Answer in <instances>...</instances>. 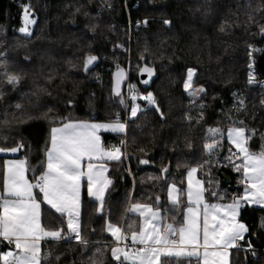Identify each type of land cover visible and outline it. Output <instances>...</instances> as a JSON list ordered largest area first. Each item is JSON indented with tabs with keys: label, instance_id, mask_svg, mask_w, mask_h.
Segmentation results:
<instances>
[{
	"label": "trees",
	"instance_id": "1",
	"mask_svg": "<svg viewBox=\"0 0 264 264\" xmlns=\"http://www.w3.org/2000/svg\"><path fill=\"white\" fill-rule=\"evenodd\" d=\"M24 5L35 20L28 35L19 32ZM262 28L264 0H0V60L7 61L9 73L21 77L15 87L8 85L0 68V147L23 145L20 157L26 160L33 184L43 169L35 173L32 169L45 160L51 127L62 120L111 121L116 115L123 120L125 108L112 93L117 66L126 69L129 63V83L139 94L151 92L156 101L150 105L138 99L140 109L127 119L124 134L103 135L104 144L116 137L118 145L124 139L125 155L109 163L112 183L101 211L83 188L80 233L86 244L67 232L62 215L42 205L43 225L62 230L61 239L45 244L42 264H115L106 223L128 234L130 224L138 231L140 218L128 211L129 206H157V196L165 223L182 224L190 167L202 166L198 173L204 187L218 188L223 195L220 199L206 193L209 203L241 196V174L224 160L230 147L226 130L232 126L256 130L249 142L252 151L258 152L264 143ZM89 55L97 60L86 71ZM144 66L155 72L146 88L139 81ZM188 68L197 69L193 88L205 90L194 101L184 90ZM239 121L243 123L234 124ZM210 128L224 133L223 147L211 156L203 149ZM3 162L0 155V191ZM209 165L215 181L210 186ZM172 183L183 193L175 207L167 200ZM239 219L250 231L241 247L231 251L229 264H264V209L246 204ZM6 248L0 242V252ZM161 259L163 264H194L184 257Z\"/></svg>",
	"mask_w": 264,
	"mask_h": 264
},
{
	"label": "snow or ice",
	"instance_id": "2",
	"mask_svg": "<svg viewBox=\"0 0 264 264\" xmlns=\"http://www.w3.org/2000/svg\"><path fill=\"white\" fill-rule=\"evenodd\" d=\"M31 15L25 6V23L30 24L35 21L29 19ZM139 23V22H138ZM147 23V21H145ZM165 24L170 22L165 20ZM95 26H92V30ZM223 31L224 29L221 28ZM20 32L27 33V26L22 27ZM264 33V28L261 29ZM252 56V52H249ZM141 59H144L141 57ZM97 60L96 56L89 55L84 60L85 70H89V65ZM252 65H249L251 69ZM0 68L7 78V84L15 87L21 77L15 73H9L6 60H0ZM141 73H147L149 77L153 74V69L144 67ZM197 69L188 68L184 80V90L192 100L205 94L203 87L193 88L194 76ZM114 75L113 92L121 95L118 91L120 81L125 79L123 69L117 66ZM253 82V74L249 73V83ZM147 84L148 81L144 80ZM130 92L133 93L131 100L133 106L131 115L137 114L138 105L135 101V86L129 85ZM150 105L156 104L154 96L149 92L146 96L140 97ZM71 103V101H69ZM121 103H124L121 99ZM244 101H239V107L243 108ZM20 105H17L19 108ZM203 105H201V117L203 116ZM157 111H160L157 106ZM191 121V117H189ZM242 124V121L234 124ZM100 128L106 131L123 132L125 124L119 119L110 124H88L84 122L61 121V126L51 127L49 141L45 145V160L32 171H40V175L35 177L33 184L25 176L26 161L9 162L3 177V192L0 193V240L6 241L8 245H15V250L0 252V264H41L40 240L42 237L60 239L62 230L48 231L41 224L40 207L38 195L42 194L43 202L50 205L56 213L66 214L68 217L67 226L70 232L75 233L77 241L87 243L80 233V188L81 178L87 177L88 195L95 197L101 205L98 211L102 210L104 203V187L111 181L98 179L99 175L106 171L103 167H96L93 161L122 159V152L119 147L114 150H106L100 137L96 135ZM256 130H247L246 127L232 126L227 129V142L229 143V155L224 157L226 166H230L237 173L241 174V183L244 184L242 196L234 197L232 202L225 205L223 203H209L206 193L213 198L223 199V195L217 188L212 191L211 187L205 188V181L197 179L195 174L198 167L187 169V201L188 207L183 209V222L179 227L173 223H165V217L161 215L158 206L160 197H156L157 206L151 203H133L128 210L137 213L140 217L139 231H131V248L127 241L128 233L115 224L107 223L106 231L114 239L115 246L111 248V257L115 264H163L162 257L198 255V249H204V264H229L228 249L239 247V241L245 239V234L249 233L248 226L238 219L244 205L264 206V143L258 152L252 151L250 141L255 137ZM264 141V135L261 136ZM224 133L220 128H210L205 137L203 149L209 156L216 154L218 149L223 147ZM124 141H121L123 144ZM7 149L10 152H17L19 147ZM191 147V144H189ZM235 149V151H233ZM6 149L0 148V152ZM87 159V172L84 171L82 162ZM141 164H147V160H141ZM207 164L208 162L205 161ZM219 163V159H218ZM162 171H167L163 169ZM95 181V188H94ZM209 165L208 180L209 186L214 183ZM103 185V186H102ZM39 189V194L34 195L33 189ZM183 193L177 188L175 183L167 186L168 201L173 207L181 203ZM201 208L203 224L201 229L200 216ZM223 210V214H221ZM174 220L178 219L173 217ZM264 227V223L261 225ZM178 237V238H177ZM202 240V245H201ZM136 245L141 247L136 248ZM191 251H188V247ZM248 250H252L251 242L247 243ZM134 249V250H133ZM59 259V258H58ZM95 264V262H94ZM100 264H104L100 261Z\"/></svg>",
	"mask_w": 264,
	"mask_h": 264
},
{
	"label": "crops",
	"instance_id": "3",
	"mask_svg": "<svg viewBox=\"0 0 264 264\" xmlns=\"http://www.w3.org/2000/svg\"><path fill=\"white\" fill-rule=\"evenodd\" d=\"M117 119H113V120H111V121H103V120H69V121H66V122H64V123H68V122H84V123H88V124H110V122L112 123V122H114V121H116ZM124 122V121H123ZM125 124V123H124ZM59 126H61V124L60 125H57V126H53V127H59ZM124 132H125V130H124ZM124 132H119V133H117V132H112V131H110V130H105L104 128H100L98 131H97V133H96V135H98L99 137H100V142H101V144H102V146L106 149V150H114L116 147H119L118 145H116V146H109L108 144H104V142H103V135L104 134H113V135H120V134H124ZM50 134V133H49ZM226 139H227V130H226ZM18 147V146H17ZM121 147V146H120ZM0 148H2V147H0ZM12 148H15V147H12ZM22 148L23 147H19V150L17 151V152H10V151H7V149H11V148H4V149H6V151L5 152H0V155L1 156H3L4 157V162H3V166H4V172H5V170H6V165H8L9 164V162H14V161H26L24 158H21L20 157V152L22 151ZM122 148V147H121ZM122 150H123V148H122ZM235 150V149H234ZM112 161H115V160H112ZM112 161H109V160H103V161H100V160H96V161H93V164L96 166V167H103V168H105L106 169V171H103L100 175H99V177H98V179L102 182V181H104L105 179L106 180H108V181H111V183H112V180H111V178L108 176V171H109V163L110 162H112ZM82 164H83V168H84V171L85 172H87V164H88V161H87V159H85L83 162H82ZM25 167H26V169H27V163L25 164ZM25 176H26V178L29 180V182H31V180L28 178V175H27V170H26V172H25ZM3 177H4V175H3ZM195 177L197 178V179H201V177H200V175H199V173L197 172L196 174H195ZM202 180V179H201ZM32 183V182H31ZM80 183H81V188H80V205H79V211H80V214H81V198H82V191H83V188H85V192H86V195H87V197L90 199V200H93V201H95L96 203H97V207H98V209H100L101 208V205H100V202L95 198V197H90L89 195H88V186H87V177L86 176H83L82 178H81V181H80ZM111 183H109V184H107V186L106 187H104V194H103V198H104V202H105V199H106V197H107V195H108V191H109V188H110V185H111ZM103 186V185H102ZM94 188H95V181H94ZM178 188V187H177ZM3 192V188H2V190L0 191V193H2ZM33 192H34V195H37V194H39V189L37 188V189H33ZM243 192H244V190H243ZM243 192H242V194H243ZM242 194H241V196H242ZM183 199H184V201H185V203L187 204V206L186 207H188V201H187V175H186V183H185V190H184V196H183ZM167 200H168V196H167ZM38 202H40V204H41V207H40V217H41V211H42V205L44 204V205H47L48 207H50L51 208V206L50 205H48V204H46V203H44L43 202V196H42V194H39L38 195ZM169 202V201H168ZM170 203V202H169ZM215 203H221V202H215ZM229 203H231V202H225V203H223V204H225V205H227V204H229ZM171 204V203H170ZM131 206V205H130ZM130 206H129V209H130ZM251 206H257V207H261V208H263L264 209V206H261V205H251ZM103 207H104V203H103ZM103 207H102V209H103ZM52 209V208H51ZM52 210H54V209H52ZM55 211V210H54ZM101 211V210H100ZM202 208H201V216H200V223H201V229H202V224H203V215H202ZM58 214H60V213H58ZM134 214H136V215H138L137 213H134ZM221 214H223V210H221ZM61 215V214H60ZM63 216V219H64V222H65V225H66V227H67V232L68 233H70V234H72V235H75V233H72V232H70V230L68 229V226H67V220H68V217H67V215L66 214H64V215H62ZM139 216V215H138ZM42 218V217H41ZM140 218V217H139ZM238 219H239V217H238ZM79 220H80V216H79ZM240 220V219H239ZM242 222V221H241ZM41 224H42V226L46 229V230H48V231H55V230H61V229H51V228H48V227H46L45 225H43V223H42V220H41ZM180 225H176V227H179ZM106 227H107V223H106V225H105V232L109 235V237L111 238V243H114V239H113V237L111 236V234L109 233V232H107L106 231ZM119 227V226H118ZM122 229V228H121ZM139 231V230H138ZM128 236H129V239H128V241H127V243H128V245H129V247L131 248V239H130V237H131V233L130 234H128ZM178 238V237H177ZM61 239V238H60ZM55 240H59V239H54V238H51V237H42L41 238V240H40V254H41V264H42V259H43V252H44V246H45V244L47 243V242H49V241H55ZM0 242H2V243H4L5 245H8V243L6 242V241H2V240H0ZM202 240H201V245H202ZM238 245H240L239 247H236V248H229L228 249V261H230V254H231V251L232 250H234V249H237V248H240L241 247V241H239L238 242ZM136 248H139V247H141V245H136L135 246ZM7 250H14V251H16L15 250V245L14 244H12V245H8V248H6V250L5 251H7ZM134 250V249H133ZM188 251H191V247L189 246L188 247V249H187ZM198 255H191V256H189V255H185V256H181V257H184V258H187V259H189V260H192L193 262L194 261H197V264H204V255H203V253H204V249H203V247L201 246L199 249H198ZM171 257H177V256H171ZM126 264H130V262H126Z\"/></svg>",
	"mask_w": 264,
	"mask_h": 264
},
{
	"label": "rangeland",
	"instance_id": "4",
	"mask_svg": "<svg viewBox=\"0 0 264 264\" xmlns=\"http://www.w3.org/2000/svg\"><path fill=\"white\" fill-rule=\"evenodd\" d=\"M25 6H26V5L23 6V11H22V14H21V26H20V28H19V32H20V29H21L22 27L27 26V28H28V32H27V33H22V32H20V33L23 34V35H28V34L30 33V31H31V27L33 26V23H30V24H27V25H26V23H25ZM27 11H28L29 13H31L29 10H27ZM28 18L34 20V18H33L32 15H30ZM34 21H35V20H34ZM126 69H127V72H128V80H129V70H130L129 63H128L127 66H126ZM128 82H129V81H128ZM129 85H132V84L129 83ZM198 88H200V87H197V88H195V89H198ZM135 92H136L137 100H138V99H141L140 97H142V96H146V95H147V94H139V93L136 91V89H135ZM106 100L109 101V100H110V96H107V97H106ZM137 100L135 101L136 105H138ZM143 100H144V99H143ZM132 106H133V102H130L129 105H128V110L126 111V109H125V115H126V113H127L128 118L133 117V116L131 115V108H132ZM138 109H140V108H139V105H138ZM137 112H138V111H137ZM125 115H124V116H125ZM116 116H119V115H116ZM114 119H115V117H114ZM114 122H115V121H114ZM114 122H112V123H114ZM119 122L124 124V122H123L121 119H119ZM110 123H111V122H110ZM123 132H124V131H123ZM118 146H119V145H118ZM16 147H17V146H16ZM9 148H12V147H9ZM119 148L121 149L122 156H124V155H125L124 151L122 150V148H121L120 146H119ZM126 159H127V156H126ZM111 244H112V245H111V248L115 246L114 243H111Z\"/></svg>",
	"mask_w": 264,
	"mask_h": 264
},
{
	"label": "water",
	"instance_id": "5",
	"mask_svg": "<svg viewBox=\"0 0 264 264\" xmlns=\"http://www.w3.org/2000/svg\"><path fill=\"white\" fill-rule=\"evenodd\" d=\"M144 67H145V66H144ZM144 67H143V68H144ZM121 69H123V71H124V75H125V79H124L123 81H120V82H119V85H118V91L121 93V95L118 96V95H116V94L113 92V87H114V83H115V81H114V75H113V74L117 71V68L114 70V72H113V74H112V93H113V96H115V97H119V98H120V104H121L122 108L124 109V103H121V99H123V95H122V93H123L124 87H125L126 82H127V71H126V69H124V68H121ZM154 77H155V72H154V70H153V74H152L151 77H149L147 73H141V72H139V81H140V84H141V86H142L143 88L148 87V86L150 85L151 81L154 79ZM144 80H147L148 83H147V84L143 83ZM123 101H124V99H123Z\"/></svg>",
	"mask_w": 264,
	"mask_h": 264
},
{
	"label": "built area",
	"instance_id": "6",
	"mask_svg": "<svg viewBox=\"0 0 264 264\" xmlns=\"http://www.w3.org/2000/svg\"><path fill=\"white\" fill-rule=\"evenodd\" d=\"M128 81L129 80H128V72H127V82H126V85H125L124 91H123L124 108L126 109V111L128 110L129 103L132 102L131 96L133 95V93L130 92V90H129V82ZM135 95H136V92H135ZM117 118L121 119L119 116H115V119H117ZM127 119H128V116H127V113H126V115L124 116L123 120L122 119L121 120L124 121V123L126 124ZM118 141H119L118 145H120L122 148H125V140L124 139H119ZM121 141H124V143L121 144ZM108 145L109 146H116L117 145V138L115 137V138L110 139ZM45 252L46 251L44 250L43 257L47 255ZM193 263L197 264V261H194Z\"/></svg>",
	"mask_w": 264,
	"mask_h": 264
}]
</instances>
